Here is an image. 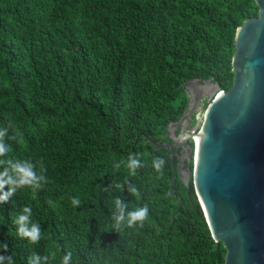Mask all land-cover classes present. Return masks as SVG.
Listing matches in <instances>:
<instances>
[{
	"label": "trees",
	"instance_id": "1",
	"mask_svg": "<svg viewBox=\"0 0 264 264\" xmlns=\"http://www.w3.org/2000/svg\"><path fill=\"white\" fill-rule=\"evenodd\" d=\"M258 15L255 0H0V127L11 121L20 133L8 141L9 156L42 161L50 181L0 204V243L8 245L0 255L13 254L16 264L31 251H54V264L67 251L72 264H225L193 177L184 183L178 159L148 137L174 142L191 81L232 88L237 30ZM130 153L146 165L134 177L113 169ZM154 156L167 160L163 180L154 178ZM193 166L185 159V169ZM126 176L140 188L136 200L127 186L105 191ZM116 196L129 210L149 203L143 227L114 231L108 209ZM28 204L44 231L37 245L12 222Z\"/></svg>",
	"mask_w": 264,
	"mask_h": 264
},
{
	"label": "water",
	"instance_id": "2",
	"mask_svg": "<svg viewBox=\"0 0 264 264\" xmlns=\"http://www.w3.org/2000/svg\"><path fill=\"white\" fill-rule=\"evenodd\" d=\"M255 1L258 17L237 30L232 88L222 91L210 82L215 98L196 132L188 131V125L199 101L189 96L185 122L177 126L180 136L171 144L148 137L178 157L184 183L193 177L213 238L227 251L225 264H264V0ZM190 142L194 148L186 159L193 160V170L185 169L178 153Z\"/></svg>",
	"mask_w": 264,
	"mask_h": 264
},
{
	"label": "clouds",
	"instance_id": "3",
	"mask_svg": "<svg viewBox=\"0 0 264 264\" xmlns=\"http://www.w3.org/2000/svg\"><path fill=\"white\" fill-rule=\"evenodd\" d=\"M10 131L12 134H10ZM20 133L15 131L14 125L9 121L7 126L0 127V204L7 203L17 192L24 189H29L33 195L42 191L50 182L46 175V167L42 161L33 160L31 158L13 159L9 153L13 150L8 141H17ZM167 160L164 157L154 156L151 158L150 166L155 172V180H163L165 176V166ZM124 166L128 170V176H136L137 171L144 168L140 153H130L126 160L113 162V169L119 170ZM125 186L128 187V192L135 200L140 197V188L133 184L126 176L123 181L117 178H112V183L109 189H105L110 193L113 189L124 191ZM7 189V191H5ZM171 195V193H168ZM71 204L74 208L82 205L79 196L71 197ZM53 202L48 200V204ZM111 207L108 209L111 213L110 220L113 222L114 231H120L126 228L135 226L143 227L144 223L149 219V203H144L142 206H136L129 210V204L125 203L119 196L110 198ZM33 209L30 204L23 207L19 213L12 214V222L17 226L16 235L31 245H37L44 238L41 225L39 222L32 219ZM0 250L7 253V243H0ZM72 252L67 251L60 261V264H72ZM56 253L46 252L40 254L32 252L28 257L27 264H54ZM0 264H16L14 255H0Z\"/></svg>",
	"mask_w": 264,
	"mask_h": 264
},
{
	"label": "rangeland",
	"instance_id": "4",
	"mask_svg": "<svg viewBox=\"0 0 264 264\" xmlns=\"http://www.w3.org/2000/svg\"><path fill=\"white\" fill-rule=\"evenodd\" d=\"M200 83H198L196 85L193 84L194 85L193 88L195 89V87H196L199 91H201L200 92L202 94L201 97L199 99H197L196 96H193L190 94V96L193 99L199 101V104L197 106V111H196L197 112V124L192 128V130H191L192 132H196L198 129V125L200 123H202V121L204 120V115H205L207 108L209 106V105L206 106V102L209 103V100L211 99L210 100V103H211L212 100L215 98V92H216V91H214L213 86L210 82H206L207 84H205V85H202ZM191 86H192V84L190 85L189 89L191 88Z\"/></svg>",
	"mask_w": 264,
	"mask_h": 264
},
{
	"label": "flooded vegetation",
	"instance_id": "5",
	"mask_svg": "<svg viewBox=\"0 0 264 264\" xmlns=\"http://www.w3.org/2000/svg\"><path fill=\"white\" fill-rule=\"evenodd\" d=\"M200 84H202V85H205V84H207L206 82H203V83H200ZM190 87V86H189ZM189 87H188V89H189ZM194 87V85H192L191 86V88L188 90V92H189V94H191V95H193V96H196V98L197 99H199L200 97H201V91H199L196 87H195V89L193 88ZM196 119H197V117H196ZM185 122V118H183L182 120H180V121H178L177 123H174V125L172 126V128H171V130H170V138L171 139H173V141H175L174 139H175V132H176V130H177V126H178V123H184ZM190 123H191V121L189 122V125H188V131H191L192 130V127H191V125H190ZM180 135H178L177 137H179ZM189 145L190 144H185L184 145V147H182L181 149H180V155H179V158H182V159H186L187 158V156L189 155V153H190V150H189ZM177 159H178V157H176Z\"/></svg>",
	"mask_w": 264,
	"mask_h": 264
}]
</instances>
